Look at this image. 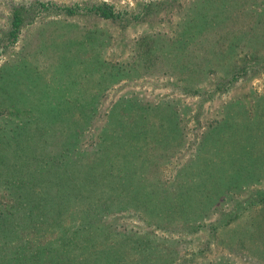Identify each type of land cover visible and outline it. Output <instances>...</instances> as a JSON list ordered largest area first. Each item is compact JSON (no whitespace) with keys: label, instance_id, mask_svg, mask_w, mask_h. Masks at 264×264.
<instances>
[{"label":"rangeland","instance_id":"rangeland-1","mask_svg":"<svg viewBox=\"0 0 264 264\" xmlns=\"http://www.w3.org/2000/svg\"><path fill=\"white\" fill-rule=\"evenodd\" d=\"M39 1L49 7L34 9L15 35L7 31L14 5L31 8ZM204 1L0 0V102L6 98L9 103L0 105V117L4 122L26 120L32 102L44 101L50 92L83 94L87 99L98 96L95 120L82 134L81 143L87 146L98 141L117 102H124L118 106L124 121L131 120L132 113L149 112L148 123L137 127L143 132L137 150L133 142H121L110 157L118 164L143 159L144 167L132 171L173 181L180 191L184 189L177 194L181 197L177 196V202H183L187 212L169 218L159 213L148 221L121 212L115 215L119 220H113L118 232L150 238L147 248L153 252L147 260L154 264H264L263 40L259 39L260 65L244 56L248 50L234 45L223 53L229 56L216 57L200 74H189L187 68L180 71L170 60L152 56L155 50L161 53L162 48L177 46L183 29L192 26L190 35L201 25L191 22L190 13ZM101 4L111 6L117 18L91 10ZM206 8L202 11L218 17L202 23L203 37L206 40L209 35L216 45L224 34L221 48L233 41L231 26L240 27L248 17L264 19V0H219L215 8ZM40 28L44 30L39 38ZM194 38L184 43L186 50L203 43L199 35ZM74 64L77 80L69 89L62 69ZM234 69L240 74L231 78ZM132 102L142 108L133 107ZM164 113L173 120L170 128L160 126ZM172 127L176 132H169ZM113 132L118 139L122 131L117 126ZM141 260L136 253L125 252L120 264Z\"/></svg>","mask_w":264,"mask_h":264},{"label":"trees","instance_id":"trees-1","mask_svg":"<svg viewBox=\"0 0 264 264\" xmlns=\"http://www.w3.org/2000/svg\"><path fill=\"white\" fill-rule=\"evenodd\" d=\"M218 1L205 0L200 7H193L195 12L190 13L191 22L200 21L203 25L205 21L209 24L217 18L202 9H213ZM38 6L49 7L44 1L31 4V8L24 4L14 5L7 31L13 35L18 33ZM91 10L105 18L118 16L107 4L94 5ZM201 25L198 24L190 35L188 31L192 26L183 29L179 33L181 36H177V46L162 48L161 53L155 50L152 56L170 60V64L180 71L187 68L189 74H200L214 63L216 57L221 60L229 56L223 54L225 50L237 45L241 50H248L244 56L250 61L261 64L262 57L258 54L261 50L259 39L264 42L263 18L248 17L240 27L231 26L233 30L229 34L233 41L223 48L220 43L224 34L215 45V39L209 35L204 39L205 28ZM219 25H223V19ZM42 30L40 28L39 38ZM186 35L192 39L199 35L198 40L203 43L198 42L194 49L186 50L184 43L190 40ZM42 42L40 39V44ZM29 43L24 44V49ZM146 51L152 50L149 47ZM74 67L75 64L62 69L63 80H68L69 89L76 85ZM14 69L18 70L17 67ZM235 71H231V78L239 76L240 72ZM51 93L44 101L38 98L32 102L34 106L28 110L26 120L4 122L6 119L0 117V264H120L125 252L141 256L142 260L136 264H154L147 260L153 252L147 248L152 240L120 234L115 226L119 218L115 215L129 211L145 221L150 217L154 220L159 213L168 218L174 213L185 216L186 205L177 202V196L181 198L177 194L185 190L180 191L173 181L134 173L132 170L144 167L143 159L137 161L136 158L133 163L123 160L118 164L110 157L112 148L121 142H133L137 150L143 133L137 127L150 120L151 114L132 113L131 120L124 121L118 107L124 102H117L103 123L98 141L85 146L81 143L82 134L93 124L100 99L98 96L87 99L85 95L73 92L63 96ZM1 100L0 105H9L5 103L6 98ZM37 102L43 103L44 107ZM132 103L133 107L142 108L136 102ZM168 115L164 113L159 117L160 126L165 129L173 124ZM132 123L134 125L128 127ZM117 126L122 131L116 135L118 139L113 137L116 134L113 127ZM174 130L176 132L172 127L169 132ZM165 134V137L169 136V133ZM168 150L172 151V148L169 146ZM158 161L156 159L155 165ZM155 165L151 167L156 170ZM79 203L81 207L76 208ZM156 225L159 227L157 222ZM146 252L148 254L143 258Z\"/></svg>","mask_w":264,"mask_h":264}]
</instances>
